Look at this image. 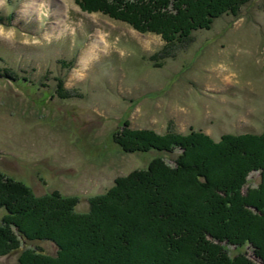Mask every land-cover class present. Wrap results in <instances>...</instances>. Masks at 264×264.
I'll return each mask as SVG.
<instances>
[{"label": "rangeland", "instance_id": "obj_1", "mask_svg": "<svg viewBox=\"0 0 264 264\" xmlns=\"http://www.w3.org/2000/svg\"><path fill=\"white\" fill-rule=\"evenodd\" d=\"M0 13L10 16L0 25V172L36 196L78 197L75 211L83 213L90 198L152 158L174 165L178 150L124 152L113 140L124 122L158 134L200 130L215 141L263 129L264 0L169 51L159 35L83 11L75 0H0ZM259 181L252 172L242 191ZM30 245L56 253L50 242Z\"/></svg>", "mask_w": 264, "mask_h": 264}, {"label": "trees", "instance_id": "obj_2", "mask_svg": "<svg viewBox=\"0 0 264 264\" xmlns=\"http://www.w3.org/2000/svg\"><path fill=\"white\" fill-rule=\"evenodd\" d=\"M75 1L83 11L159 35L169 51L220 16L237 15L250 0ZM9 19L0 13V25ZM113 140L128 153H178L173 166L157 156L116 178L83 213L75 211L78 197L36 196L0 172V257L19 251L14 264H264V125L260 133H227L215 141L200 130L158 134L124 122ZM252 172L259 183L242 191ZM142 237L155 239L133 245ZM35 241L54 244L55 255L31 247Z\"/></svg>", "mask_w": 264, "mask_h": 264}]
</instances>
